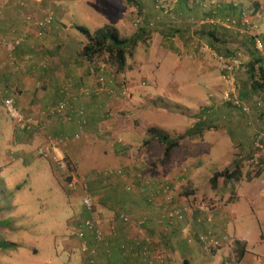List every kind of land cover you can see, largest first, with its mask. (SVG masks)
I'll return each mask as SVG.
<instances>
[{"label": "rangeland", "instance_id": "1", "mask_svg": "<svg viewBox=\"0 0 264 264\" xmlns=\"http://www.w3.org/2000/svg\"><path fill=\"white\" fill-rule=\"evenodd\" d=\"M7 1L14 5L23 3L28 7L36 0ZM37 1L41 3V0ZM42 1L45 4L52 3L53 8L58 9L60 23L64 25L67 34L75 36V40L77 38L84 40L76 27L93 33L107 25L115 28L120 37L129 38L140 35L139 42L130 50L124 69L117 71L116 66L111 65L107 60L106 54L99 56L94 67L97 72L103 68L112 74L114 84L126 90L122 97L117 96L113 99L114 105L106 113L108 117L116 116L133 122L140 120V116L134 119L136 114L144 115L143 111L146 110L150 116L152 115L153 120L159 119L162 124L171 118L167 119L166 116L183 117V123L175 122L176 125L146 127L148 128L145 131L146 134L151 129L155 133L166 135L171 132L174 135L173 138H176L182 131H189V123L192 120L202 122V117H205L206 121L211 119L208 115L202 114L201 117L200 108L197 110V106L200 105L195 103L188 108L183 105L174 109L173 104H167L170 102V93L178 92L182 95L184 89L186 93L195 85L198 96L201 93H208V89L220 88L221 90V85L218 83L219 77L223 88L217 99L222 100V94L231 86L234 87L235 99L238 100L235 75L241 72L255 55L264 61V51L256 53L250 40L251 35L243 33L246 24L264 38V0H188V8L198 10L196 15L183 12V0ZM1 3L2 0H0ZM220 8H223L224 12H218L217 9ZM206 17L229 18L236 20L237 25L233 29H223L220 25L199 26L198 23ZM164 18H166L165 23ZM209 31H213V39L208 36ZM221 34L223 38L219 39ZM220 40L222 43L218 45ZM220 49L224 50L225 55H220L216 51ZM197 55L209 63L208 69L205 68L202 60L197 62L198 58H195ZM233 60L235 63L232 62ZM215 61H217L216 64ZM204 71L207 73H203V76ZM183 74L187 78L183 79ZM243 74L247 75L245 71ZM177 76L182 77L180 81L172 79ZM240 89L242 90V85ZM155 97L158 99L155 100ZM238 101L248 106L250 112L245 115L232 105V110L236 114L234 116L239 118L242 115L245 124L258 126L253 136L254 140L256 136L264 135L263 95L259 93L253 95L250 102ZM258 102L261 103L260 106L256 105ZM196 114L199 117L196 118ZM221 117L223 120L227 119L225 115ZM16 135V128L8 119L4 108L0 106V263L82 264L85 256L75 236L78 228L74 226V221L82 217L81 200L84 192L82 193L79 186L70 194L65 192L66 184L64 183L68 180L66 179L68 173L58 167L53 169L56 166L52 157L46 159L39 154L41 149L51 154L50 145L44 136L36 133L33 135L32 142L25 144L19 142ZM213 138L214 135H208L205 140L210 142ZM196 140L189 143L194 145L191 146V153L185 151L186 143L183 144L182 141L181 147L174 149L172 157L170 155L166 161L163 157L152 159L149 164L154 178L141 177L143 183L147 181L155 183L156 188L160 187L162 182L170 186L168 194L160 195L155 199V204L159 203L158 217L164 212V208L171 210L187 207L189 212L183 215L181 224L177 223L179 228L177 235L185 240L188 233L204 231L202 224L209 226L208 218L212 219L213 224L214 216L216 217L219 212L224 217L225 235L220 236L216 231L214 235L224 244L214 250L210 256H203L196 250L198 258L195 264H237L233 243L236 239L246 241L244 258L238 264H264V201L253 203L248 200L244 181H238L242 176L241 173L237 180L223 179L224 184L221 181L216 182L215 188L210 183V178L222 165H228L227 169L230 172L236 166L239 167L240 172L241 167V172L247 176H250L251 172L256 173L258 169H252L249 164L247 165L250 155L247 157L237 152L235 155L232 154L231 158L228 155V148L233 146L226 142H224V154L215 155L214 152L202 150L205 146L203 136ZM26 154L31 158L26 159ZM187 154L188 157H186ZM157 167L161 169L160 174L155 170ZM187 168L191 170L193 168L194 174L186 175ZM260 170L263 172L264 168ZM144 186L153 188L150 184ZM193 186L198 190V197L191 195L196 189ZM211 190L215 193L214 197H211L214 194L210 192ZM89 193L96 196V192L90 189ZM200 207H204L205 213H199ZM198 219L202 221V224L194 229L192 225L196 227ZM190 228H193L191 233ZM199 228H202V231ZM181 229H184V232ZM103 232L104 240L98 244H101L104 255H100L97 244L91 241V246L96 251L91 264H100L101 258L110 255V253L107 254L106 246L112 247L111 237L114 231L108 228ZM87 264L90 263L87 262ZM172 264H184L183 257L177 254V257L174 256L172 259Z\"/></svg>", "mask_w": 264, "mask_h": 264}, {"label": "crops", "instance_id": "2", "mask_svg": "<svg viewBox=\"0 0 264 264\" xmlns=\"http://www.w3.org/2000/svg\"><path fill=\"white\" fill-rule=\"evenodd\" d=\"M187 2L183 0V12L198 14L197 9L188 8ZM39 4L41 6H38ZM49 10L53 15L52 23L45 26L39 35L36 22L43 18ZM217 11L224 12V9L220 8ZM59 15L58 9H54L52 3L45 4L42 0L41 3H38L37 0L32 4L30 3L26 9H22L19 5H14L7 0H2L0 4V106L3 108L1 103L3 97L13 96L20 112L32 116L35 122L44 128L41 133H28L16 129V139L21 143L29 144L32 142L34 134H41L50 145L51 154L46 153L44 149H41L39 154L46 159L52 157L56 166L53 169L58 167V161L64 160L68 167L66 173L77 182L76 187L79 186L84 194L89 192V189L96 192L99 198L97 210L102 216V228H105V230L102 229V232L107 231L108 228L109 230L112 228L114 231L111 237L113 248L107 246L111 250L110 255L101 258L100 264H147L139 254H132L133 250L125 252L121 250L122 245L127 244L132 237L144 238L145 236L152 239L149 249L153 254L160 252L165 258L167 257L166 264H172V259L174 256L177 257V254L182 256L187 264H195L198 258L196 251L198 249L193 245H188L182 236L177 235L178 224L170 225L165 221L158 224L155 222L158 217L159 203H148L146 196L142 195L140 188H138L143 183L141 177L154 178L149 163L152 159L163 157L164 150L163 146L156 139H153L151 132H149L150 134L145 133L148 129L146 127L176 125L175 122L183 123V117L166 116L167 119L171 118L162 124L159 119L153 120L152 115L150 116L146 110L143 111L144 115L136 114L134 119L140 116V120L133 122L119 119L116 116L110 118L106 113L114 105L112 103L114 98L109 99L104 95L98 97L93 94L88 97L80 96L82 89H92L96 86V74L98 72L94 67L95 63L93 64L79 55V50L85 39L83 38L84 40L81 41L77 38L75 40L73 34H67L64 25L59 21ZM165 20L166 18L163 19L164 23ZM213 31H209L208 36L210 38H212ZM222 38L223 34L219 36V39ZM220 43H222L221 40L217 44ZM216 51L220 55H225L223 49ZM149 54L151 55V50ZM195 58H198L197 62L202 60L205 68L208 69L209 63L204 61V58L198 55ZM242 71L244 73L243 69ZM242 71L238 72L234 78L238 85V100L250 102L253 95L257 93L250 87L248 76ZM203 73H207V71L202 72V75ZM108 75L110 74L108 73ZM181 78V76H177L172 79L180 81ZM185 78L187 77L183 74V79ZM218 81L222 90V80L219 77ZM241 85L242 90L240 89ZM221 90L220 88L217 90L208 89V93H201L198 96L195 85L186 93H184V89L182 95H179L178 92L168 93L170 102L167 104H173L174 109L183 107V105L188 108L192 103H195L200 105L197 106V110L200 108L201 117L202 114L211 116L208 121L202 117V122L199 119H197L199 122L194 119L189 123V131H186H194L196 134L194 137H185L182 140L183 144L186 143L185 151L191 153L193 144L189 143L196 142L198 141L196 139L203 136V145H205L202 148L203 151L223 155L225 151L224 142H226L233 146V148H228V155L231 158L232 154L235 155L237 152L248 157L252 153L253 136L258 130V126L245 124L242 115L236 118L232 105L218 100ZM202 94L204 96L200 97ZM157 99L155 97V100ZM64 100H69L75 112L59 116L52 115L50 110ZM79 112H82L83 115H80ZM221 115H225L227 119L224 121ZM197 117L199 115L196 114ZM262 127H264V123H262ZM167 135L170 138L174 137L171 132ZM208 135H214L210 142L205 140ZM56 140H64V143L54 146L53 141ZM182 141L176 149L181 147ZM25 157L26 159L31 158L28 154ZM231 162L233 161L231 160ZM228 167V165H222L214 173L221 172ZM106 169L114 172L120 170L125 177L120 178L116 175V177L102 179L97 175ZM155 170L157 173H161L159 167ZM66 173L62 174L66 175ZM240 173L242 176L238 181H244V190L248 200L253 203L264 201V171L257 175L251 172L250 176H247L241 172L240 167ZM188 174H194L193 168L192 170L187 168L186 175ZM247 178L249 179L247 180ZM219 181L225 183L223 178L217 180V183ZM130 183L136 186L132 193L125 189V186ZM64 189L67 194L72 193L66 190V187ZM191 195L198 197L197 188ZM214 196L215 193L211 197ZM83 210L81 219L74 221V226L76 225L77 228L87 216ZM123 214L129 218L127 225L118 219V216ZM217 215L214 216L213 227H215L218 235L222 236L225 235L223 231V227H225L224 217L219 212ZM140 221L144 223L138 225ZM192 226L195 229L199 225ZM199 230L202 231V228ZM236 240L243 242L241 239ZM79 242L81 244V241ZM100 245L97 244V248L100 255H104ZM153 254L151 256L154 258ZM242 259L237 260V264ZM84 261L82 260V264H87L85 257ZM150 264H157V262L153 260Z\"/></svg>", "mask_w": 264, "mask_h": 264}, {"label": "built area", "instance_id": "3", "mask_svg": "<svg viewBox=\"0 0 264 264\" xmlns=\"http://www.w3.org/2000/svg\"><path fill=\"white\" fill-rule=\"evenodd\" d=\"M21 8L27 7L26 4L21 3L19 5ZM167 11V10H166ZM165 11V12H166ZM53 15L51 12H46L39 21L36 22V26L38 27L39 31L38 34H41V31L44 29L45 26L52 23ZM194 23V22H193ZM199 26L201 25H210V26H221L223 29H233L237 25L236 20H232L229 18H210L206 17L203 20H201L198 23ZM245 34H249L250 40L252 42V46L256 53H261L264 51V40L262 37L255 32L249 25L245 24V29L243 31ZM18 44V41H16ZM235 63V60L232 61ZM113 78L108 75V73L103 69L100 68L99 72L97 73L96 78V86L94 88H84L80 91V96L88 97L91 94L102 97L103 95L106 96L109 99H113L117 96H123L125 93L124 87H117L114 86ZM235 89L231 86L224 91L222 94V101L225 103H229L235 107H237L241 113L247 115L250 112V108L248 106H245L237 99H235ZM2 106L5 110V113L7 117L11 120L12 124L17 130L23 131V132H43L44 128L42 126H39L34 120V118L30 115H25L16 106V102L13 98V96H5L3 97ZM257 106H260L261 103H256ZM73 113L75 112L74 107L70 104L69 100H64L62 102H59L56 106H54L50 113L52 115H65L67 113ZM80 115H83L82 112H79ZM64 143V140H56L53 141V145H61ZM247 165L249 164L252 169H263L264 168V135L260 134L255 137V140L253 141L252 146V153L250 154V158L246 162ZM58 167L63 172L68 171L67 163L64 160L58 161ZM102 179L103 178H112L119 176L120 178L125 177V175L120 170H116L114 172L113 170L106 169L104 171H101L97 173ZM77 182L75 180H70L66 182V188L70 192H74L76 189ZM153 185L152 189L150 187L144 186V185ZM155 183L152 182H145L138 186L140 188V192L142 195L146 196V201L150 204L155 203V199H157L160 195H166L168 194L170 190V186L168 183H163L155 187ZM156 185V184H155ZM135 185L130 183L125 186V189L127 192L132 193L135 190ZM99 198L96 196L91 195L88 191L83 195L82 197V206L84 210L87 212L88 217H86L78 226L77 232L75 236L77 237V240L81 241V251L82 254L85 256L86 261L88 263H92V257L94 256V253L96 254L95 248L91 246V241H94L96 244L102 243L104 240V234L102 232V217L101 214H99V211H97V203ZM164 212L161 214L160 217H157L155 219V222L163 223L164 221L167 222L170 225H174L175 223L181 224L183 221V215H186L189 212V209L187 207H181V208H172L171 210L163 209ZM199 213H205L204 207H200ZM118 219L124 223L129 224V218L126 215H119ZM207 222L210 223L209 226L206 224H202L201 220H197V225L200 226L202 224L204 231L193 233L192 229L190 228V233L187 234L185 237V241L188 245L195 246L198 251L203 256H210L213 254V251L219 248L222 244L219 239L215 237V230L213 229L212 219L208 218ZM144 222L140 221L138 225H142ZM182 232H184V229H182ZM144 245H143V244ZM152 244V239L148 236H145L144 238H138V237H132L127 244L122 245L121 250L124 252L127 250H133L132 254H139L144 262L147 264H150L153 260L157 262V264H166V258L165 256L160 253H152L149 249V246ZM107 254L110 252V249L106 246ZM154 255V258L151 255Z\"/></svg>", "mask_w": 264, "mask_h": 264}, {"label": "trees", "instance_id": "4", "mask_svg": "<svg viewBox=\"0 0 264 264\" xmlns=\"http://www.w3.org/2000/svg\"><path fill=\"white\" fill-rule=\"evenodd\" d=\"M184 2H187V0H184ZM76 30L85 39L84 44L79 50V55L85 58L87 61L96 64L99 56L106 54L108 55L107 60H109L111 65L116 66L117 71L124 69L126 59L130 55V50L137 45L141 38L139 34L129 38L120 37L115 28L107 25L95 30L93 33H90L81 27H76ZM262 39L264 40L263 37ZM243 69L247 73L248 79L250 81V87L253 89V91L255 93H259L260 95L262 94L264 97V61L262 58L255 55L254 58H252L251 61L243 67ZM109 76H111V74ZM150 132L152 133L153 139H156L157 142L164 148V161L170 158L171 152L179 146L180 141H182L185 137H194L196 134L194 131L184 132L176 138H170L166 134L155 133L152 130H150ZM238 168L239 167L236 166L231 172L227 169L214 173L210 178L212 187L216 185V182L219 178H223L224 180H237L238 175H240ZM260 171L261 170H257L256 175ZM66 179H68L66 181L68 182L73 178L72 176L68 175ZM84 211L85 210H83V212ZM85 213L87 214L86 211ZM86 217H88V214ZM233 243L237 260L239 261L243 258L245 253V243L237 240H235ZM184 264L187 263L184 261Z\"/></svg>", "mask_w": 264, "mask_h": 264}]
</instances>
